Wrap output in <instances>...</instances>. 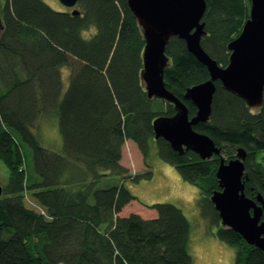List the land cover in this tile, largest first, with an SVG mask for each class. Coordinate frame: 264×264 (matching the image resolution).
Wrapping results in <instances>:
<instances>
[{
  "label": "trees",
  "instance_id": "1",
  "mask_svg": "<svg viewBox=\"0 0 264 264\" xmlns=\"http://www.w3.org/2000/svg\"><path fill=\"white\" fill-rule=\"evenodd\" d=\"M77 4L79 12L72 14L44 0L0 1V162L8 171L0 188V264H191V225L181 208L158 202L149 206L156 211L152 218L119 215L136 199L125 181L152 176L151 170L130 173L120 163L126 140L147 167L154 144L159 158L199 189L200 214L234 249L232 264H264V253L223 227L210 203V194L220 190L218 155L179 154L166 140L154 139L153 120L175 110L168 102L155 110L154 98L146 95L140 78L145 42L127 0ZM249 7L250 0H206L200 44L221 66L228 64L227 45ZM90 28L94 32L85 37ZM165 54V85L193 116L196 107L184 93L207 80L208 70L178 37L170 38ZM215 85L209 120L193 129L207 134L225 160L245 149L244 193L264 200V166L256 159L264 151V97L253 109L219 81ZM54 116L60 151L43 146L36 130L39 120ZM23 144L33 156L31 175ZM27 194L37 206L26 204Z\"/></svg>",
  "mask_w": 264,
  "mask_h": 264
},
{
  "label": "water",
  "instance_id": "2",
  "mask_svg": "<svg viewBox=\"0 0 264 264\" xmlns=\"http://www.w3.org/2000/svg\"><path fill=\"white\" fill-rule=\"evenodd\" d=\"M65 7H74L78 0H59ZM144 38L140 78L149 99L160 98L171 103L175 113L159 115L152 122L154 139L166 140L179 154L190 150L202 159L218 155L215 175L220 190L210 195L220 224L240 234L243 239L264 253V200L245 195L247 178L244 159L246 150L239 147L234 158L225 160L221 148L193 126L209 120L215 82L242 98L253 109L264 97V0H250L249 16L238 35L227 45L229 61L219 65L203 49L200 40L205 32L203 20L206 0H127ZM76 8L71 10L77 14ZM0 15V31L2 30ZM171 37L184 40L187 50L203 64L209 78L188 87L184 98L196 107L193 116L185 103L165 85L164 70L168 64L165 48ZM1 193V191H0ZM263 216V218H262Z\"/></svg>",
  "mask_w": 264,
  "mask_h": 264
},
{
  "label": "rangeland",
  "instance_id": "3",
  "mask_svg": "<svg viewBox=\"0 0 264 264\" xmlns=\"http://www.w3.org/2000/svg\"><path fill=\"white\" fill-rule=\"evenodd\" d=\"M44 1L51 8L58 11H70L73 8L80 9L78 4L69 8L65 7L59 0ZM93 32L94 28H90L88 31L83 32V35L87 37ZM62 74L63 90H66L69 81V70L64 68ZM152 104L155 110H161L166 106L165 101L160 98H154ZM38 125L36 130L39 131L40 143L55 151L60 149L62 147V137L59 132L57 117H44L39 120ZM23 150L27 172L31 175L34 173L31 149L23 144ZM256 159L264 166V151L258 152ZM121 163L128 168L130 173L151 170L152 176L138 182L125 181V185L136 196V199L131 201L119 215L127 216L130 213H138L143 218H151L156 215V211L149 207L150 205L158 202L172 203L181 208L191 225L188 243V251L192 258L191 264L233 263L234 249L215 235V228L200 214L198 206L199 189L183 180L172 165L160 159L154 144L151 147L148 159L150 167L144 164L142 154L135 143L130 140H126L122 146ZM7 174V168L0 162V188L6 183ZM113 181L118 182V179L115 178ZM26 204L37 206L29 194L26 197Z\"/></svg>",
  "mask_w": 264,
  "mask_h": 264
},
{
  "label": "crops",
  "instance_id": "4",
  "mask_svg": "<svg viewBox=\"0 0 264 264\" xmlns=\"http://www.w3.org/2000/svg\"><path fill=\"white\" fill-rule=\"evenodd\" d=\"M60 150H61V147H60V149H58L57 151H60ZM120 163H121V160H120ZM121 164H122V163H121ZM122 165H123V164H122ZM107 178H109V176H108ZM101 184H102V185H105V182H103V183H101ZM127 205H128V204H127ZM127 205H126V206H127ZM126 206H125V207H126ZM125 207L123 208V210L125 209ZM154 216H155V215H153L152 217H154ZM152 217H151V218H152Z\"/></svg>",
  "mask_w": 264,
  "mask_h": 264
},
{
  "label": "bare ground",
  "instance_id": "5",
  "mask_svg": "<svg viewBox=\"0 0 264 264\" xmlns=\"http://www.w3.org/2000/svg\"><path fill=\"white\" fill-rule=\"evenodd\" d=\"M66 76V75H65ZM65 78V77H64ZM192 116V115H191ZM236 156V155H235ZM95 179V178H94ZM88 180V179H87ZM96 180V179H95ZM215 190V189H214ZM211 195V194H210ZM210 203H212V202H210ZM213 205V204H212ZM214 207V206H213ZM218 213V212H217Z\"/></svg>",
  "mask_w": 264,
  "mask_h": 264
}]
</instances>
